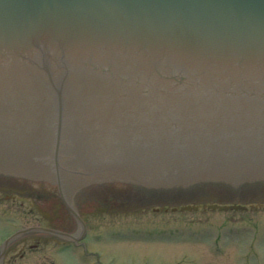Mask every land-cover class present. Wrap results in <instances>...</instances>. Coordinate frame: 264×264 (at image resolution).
<instances>
[{"label": "water", "instance_id": "water-1", "mask_svg": "<svg viewBox=\"0 0 264 264\" xmlns=\"http://www.w3.org/2000/svg\"><path fill=\"white\" fill-rule=\"evenodd\" d=\"M0 171L67 186L264 180V0H0ZM244 185L76 191L110 209L264 202V183Z\"/></svg>", "mask_w": 264, "mask_h": 264}, {"label": "rangeland", "instance_id": "rangeland-1", "mask_svg": "<svg viewBox=\"0 0 264 264\" xmlns=\"http://www.w3.org/2000/svg\"><path fill=\"white\" fill-rule=\"evenodd\" d=\"M237 203L247 207L109 211L101 216L97 229L106 231L105 253H116L122 264H264V202ZM5 208L16 206L0 202V209ZM30 223L31 217L26 224ZM33 252L25 264L39 263L40 255L54 258L57 264H78L73 255L54 250L50 242ZM44 261L40 264H50L47 258Z\"/></svg>", "mask_w": 264, "mask_h": 264}, {"label": "flooded vegetation", "instance_id": "flooded-vegetation-1", "mask_svg": "<svg viewBox=\"0 0 264 264\" xmlns=\"http://www.w3.org/2000/svg\"><path fill=\"white\" fill-rule=\"evenodd\" d=\"M32 182L0 174V185L7 186V190H0V202L16 206L14 210L0 209V264H25L33 250L47 242L54 244V250L73 255L78 264H122L117 261L116 253H105L102 239L107 234L97 229L101 216L110 210L101 197L94 199L58 180ZM113 183L124 186L121 181L105 184ZM123 208V205L115 206L111 210ZM124 210L133 208L130 205ZM30 217L32 223L26 224ZM28 226L37 228L12 236ZM44 258L50 264H57L54 258L42 255L37 258L40 261L37 264Z\"/></svg>", "mask_w": 264, "mask_h": 264}]
</instances>
